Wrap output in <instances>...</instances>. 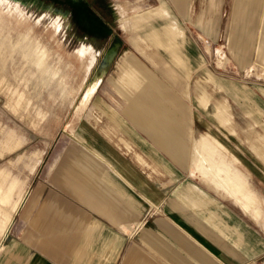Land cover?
<instances>
[{
  "label": "rangeland",
  "instance_id": "1",
  "mask_svg": "<svg viewBox=\"0 0 264 264\" xmlns=\"http://www.w3.org/2000/svg\"><path fill=\"white\" fill-rule=\"evenodd\" d=\"M88 3L87 8L85 3L78 4L76 14L72 16L56 13L53 9L57 5H46L38 0H0V189L19 193L13 201V209L26 194V189L28 200L37 191H41L44 199L49 196L64 205L85 206L64 184L65 171L61 165L68 158L79 156L81 149H86L82 131L85 124H93L95 120V113L89 110L97 99L103 100L116 111L119 126L115 136L113 135L114 141L118 144L119 137L127 141L128 138H124L122 134V125L128 123L120 113L128 103L117 94L114 83L126 68V59L131 55L144 71L158 77L159 82L161 79L166 83L167 91L163 93L170 92L171 88L181 92V97L188 106L187 119L192 121V137L211 134L222 142L239 158L240 166L248 173L254 189L264 197V159L251 145H264V110L258 105V102L264 105V63L255 61L256 64H252L254 71L252 68L251 72L229 71L230 65L234 70L237 67L228 45L233 0H181V4H176L173 0H89ZM155 5L165 7L170 16L176 19L184 32L182 51L192 59L187 79L180 77V69L170 66L171 73L179 76L174 78L178 85L171 82L160 67L151 65L131 44V38L137 32L142 34L153 26L159 27L162 22L158 19L149 20L137 32L125 30L132 26V16L150 12ZM102 27L105 28L104 34L98 35L92 31ZM207 37L214 41L210 48L204 42ZM114 42H118L116 44L119 46L116 55L89 105L73 120L76 105L86 86L93 81L94 71L105 51ZM83 44L90 45L96 54L89 71L88 58H85L87 48ZM217 48L226 52L228 60H219ZM148 50L159 52L170 65L167 53L161 48L149 46ZM203 51L205 62L198 69V58L201 55L202 59ZM186 86L188 98L182 91ZM156 88L160 89L158 85ZM206 91L210 99L205 106H200L198 95ZM233 98H237V101ZM220 102L227 103L231 109L233 131H229L216 118ZM179 107V104L175 105L176 109ZM208 141L212 145L209 144L211 147L205 148L204 152L212 167L218 171L219 167L230 168L215 158L216 150L212 149L216 143L214 138H209ZM120 143L123 144H120V150L128 154L130 159L135 156L137 160H141L139 166L144 176H156L152 181H142L139 196L138 192L133 197L130 195L135 203L140 204L138 211L131 213L132 215L123 212L125 217L119 220L124 225L132 226L127 230L123 228L126 239L129 236L131 238L126 241V249L135 244V248L140 246L146 252V258H151L156 264H176L174 261L169 262L165 256L164 242L173 250H178V255L187 264H197L196 260L180 251L161 227V223L167 222V218L172 220L173 215L178 219L183 216L184 220H208L211 229L221 231L222 237L227 238L226 241L230 243L228 246L222 245V255L226 259H229V254L234 258L227 263L223 260V264H247L254 261L257 263L252 264H259L264 260V232L232 199L218 194L204 185L197 176L190 175L187 164L183 166L184 169L187 168L185 171L178 170L182 166H176L183 175L180 179H161L167 175L166 166L144 164L139 159L142 158L141 154L133 149L132 143ZM158 156L161 155L158 153ZM200 166L205 168L202 163ZM230 175L225 171L220 172L223 179ZM192 186L196 193L205 196L206 203L195 208H183L181 200L185 199L184 205L187 206L189 198L186 195L188 190H192ZM144 197L149 200L146 202ZM4 200L2 196L0 201L5 203ZM114 203L115 207L121 205L118 201ZM219 203L221 206H218ZM227 209L231 214L237 215L246 228L260 237L263 252L256 258L249 260L247 247L242 243L241 246L238 245L246 232L229 219ZM80 211L84 212V209ZM92 216L93 219H100L95 213ZM15 219L18 220L17 215ZM136 222L141 225H136ZM195 231L199 234V230ZM147 232L157 234L160 238L161 243L157 245L159 249L141 240ZM202 234L200 233L201 236H206Z\"/></svg>",
  "mask_w": 264,
  "mask_h": 264
},
{
  "label": "crops",
  "instance_id": "2",
  "mask_svg": "<svg viewBox=\"0 0 264 264\" xmlns=\"http://www.w3.org/2000/svg\"><path fill=\"white\" fill-rule=\"evenodd\" d=\"M173 2L181 4V0ZM232 6L228 45L237 67L234 70L230 65L229 71L251 72L250 69L254 67L252 64H256L257 61L264 63V0H233ZM157 19L162 22L159 27L153 26L142 34L137 32L147 21ZM130 20L132 26L125 30L130 33L137 32L131 38V44L143 58L151 65L160 67L173 83H177V79L174 78L179 76L171 73L172 66L181 70L180 77L189 78V64L192 59L182 51L185 42L184 32L165 7L155 5L150 12L132 16ZM204 42L206 47L210 48L214 41L207 37ZM83 45L87 48L85 58H88L89 71L96 54L90 45ZM149 46L159 47L167 53L170 65L159 52L148 50ZM216 52L220 61L228 60L222 48H217ZM134 59L132 55L127 57L126 68L114 83L117 94L128 103L120 113L123 120L128 123L122 125V134L128 139L126 141L122 137L117 138L118 136L115 138L125 144L132 143L133 149L141 154L142 158L139 159H142L144 164L166 166L167 175L161 179H180L183 176L180 171H185L187 168L184 169L183 166L187 164L190 175L197 176L207 187L232 199L264 232V197L254 189L248 173L240 166L239 158L211 134L192 137L190 129L192 121L187 119L188 106L181 97V92L171 88L170 92L163 93L167 91L166 83L161 79L159 82L158 77L144 71ZM198 60L200 69L205 62L204 51L202 59L199 55ZM101 80L97 79L86 86L74 109L73 120H76L89 105ZM182 91L188 98L187 86ZM209 99L207 91L198 95L200 106H205ZM233 100L237 101V98ZM176 104H179V109L175 108ZM258 105L264 110L262 102H258ZM218 109L217 120L229 131H233L229 105L220 102ZM91 110L95 113V120L93 124H85L82 131L86 149H81L79 156L70 157L61 165L65 171L64 184L85 206L82 208L64 205L49 196L44 199L41 191H37L28 200L26 189V194L13 209V201L19 193L7 191L5 188L0 189V198L2 196L5 198V203L0 201V264H156L151 258H146V252L142 251L140 246L135 248L133 246L135 244L130 243L131 246L126 249V241L131 238L129 236L126 239L123 228L127 230L132 226L119 221L124 219L126 213L129 215L138 211L140 204L135 203L130 195L133 197L138 192L139 196L142 181H152L156 176L154 175V178L144 176L139 166L141 160H137L135 156L130 159L128 154L120 150L123 144L114 141L113 135L119 126L116 111L101 99H97L91 105L89 111ZM207 138H214L217 143L212 146V149L216 150L215 158L230 168L219 167L218 171L212 167L210 159L204 152L211 144ZM251 145L264 159V145L254 143ZM158 153L161 156H158ZM201 163L205 168L200 166ZM176 166H182L178 169L180 171ZM222 171L231 174L224 178L227 182L220 176ZM190 188L192 190L186 193L189 198L187 206L184 205L185 199L181 200V206L189 209L201 203L205 205V196L196 193L193 186ZM144 199L146 202L149 200L145 197ZM114 201L121 202L120 207H115ZM27 202L29 203L26 204ZM218 206H221V203ZM79 209H84V212ZM228 210L229 219L235 221L246 232L241 242L237 236L236 243L239 242V246L242 243L247 247L249 260L256 258L263 252L260 237L246 228L237 215L231 214ZM94 213L101 220L93 219ZM16 215L18 220L15 219ZM172 218V220L167 218V222L161 223L165 235L170 236L180 251L196 260L197 264H223V260L227 263L228 260L234 259L230 254L229 259L222 255V245L228 246L229 242L226 241L227 238L222 237L221 231L210 228L208 220L195 221L193 218H187V215L185 220L182 219L183 216L178 219L172 215ZM217 222L218 220L215 223ZM136 225L141 223L136 222ZM195 230H199V234ZM200 233L206 236H201ZM141 240L156 249H159L157 245L161 243L157 234L151 232H147ZM163 244L169 262L187 264L185 259L178 255V250H173L167 243ZM252 263L257 262L247 264ZM259 264H264V260Z\"/></svg>",
  "mask_w": 264,
  "mask_h": 264
},
{
  "label": "flooded vegetation",
  "instance_id": "3",
  "mask_svg": "<svg viewBox=\"0 0 264 264\" xmlns=\"http://www.w3.org/2000/svg\"><path fill=\"white\" fill-rule=\"evenodd\" d=\"M18 1H25V0H18ZM31 1H33V0H31ZM38 1L42 2L43 4L46 3V5H48V4L57 5V7L53 9L54 12L59 13V14L72 15V16H75V14H76L75 11L77 10L78 4H84L85 3L86 8L89 5V3H88L89 0H79V1H77V0H38ZM104 30H105V28L102 27V29H100V30L95 29L92 31H94L98 35H101V34H104V32H105ZM116 43H118V42H114L113 46L117 45V50H118L119 46Z\"/></svg>",
  "mask_w": 264,
  "mask_h": 264
},
{
  "label": "water",
  "instance_id": "4",
  "mask_svg": "<svg viewBox=\"0 0 264 264\" xmlns=\"http://www.w3.org/2000/svg\"><path fill=\"white\" fill-rule=\"evenodd\" d=\"M117 52V45L112 46L110 49H108L102 59L100 60L98 66L96 67L94 71V75L92 77V80H100L102 79L103 75L105 72L108 70L114 56L116 55ZM92 82V81H91Z\"/></svg>",
  "mask_w": 264,
  "mask_h": 264
}]
</instances>
